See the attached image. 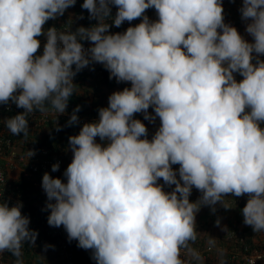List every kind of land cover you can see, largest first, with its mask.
I'll return each mask as SVG.
<instances>
[{
	"label": "clouds",
	"instance_id": "1",
	"mask_svg": "<svg viewBox=\"0 0 264 264\" xmlns=\"http://www.w3.org/2000/svg\"><path fill=\"white\" fill-rule=\"evenodd\" d=\"M76 3L0 0V105L23 109L6 119L11 134L27 136L29 115L49 106L62 130L58 117L85 68L100 64L110 80L130 84L68 137L64 179L43 174L48 225L63 226L95 264H204L193 247L196 216L202 207L231 208L226 196H246L243 223L264 232V0H241L238 9L251 41L225 22L223 0H83L95 24L46 27ZM80 110L65 126L79 124ZM138 113L159 120L151 138ZM22 207L0 201V254L15 264L38 237ZM216 243L209 235L208 249ZM216 250L225 264V250Z\"/></svg>",
	"mask_w": 264,
	"mask_h": 264
},
{
	"label": "trees",
	"instance_id": "2",
	"mask_svg": "<svg viewBox=\"0 0 264 264\" xmlns=\"http://www.w3.org/2000/svg\"><path fill=\"white\" fill-rule=\"evenodd\" d=\"M82 3L83 0H77L75 7L69 8L65 12V15L59 17L57 20H50L46 27L55 25L56 27L60 28V30H65L70 27L72 28V30H75V28L78 27L75 24V22L78 21V19H76V15L78 13H82L85 16V19L79 22L84 23L86 27L95 24L97 21L90 20L88 18L87 10L81 9ZM115 11L116 9L113 8V16L115 15ZM136 21L139 20L133 21L132 24ZM125 24L129 25L128 22H125L120 28H117L116 31H121ZM85 43L88 42L85 41ZM74 83L77 86L74 95L69 100L68 105H80L81 110L79 112L85 113V115H95L100 107L107 106L108 97L112 92L122 90L124 87L130 86V84L127 83L118 84L115 79L110 80L108 71H106L100 64L94 65V70H90V68L83 69L75 77ZM8 117L10 116L5 111L4 105H0V136L4 134L8 137H11L12 139L17 140L18 144H27L33 142L40 146H46L50 148L56 156L64 158L67 157L66 159L68 163L71 162L72 153L70 150H68V137L78 134L80 126H78L77 124L73 126H65L67 121H58V124L62 126V130L56 131V120L51 121L39 130L33 129L32 125L29 124V133L27 136H24L23 134L16 136L11 134L6 127V119ZM97 141L99 142V138H97ZM15 185H20L22 187L21 191L23 192V194L19 198L6 200L10 204H15L17 201L22 202L23 207L21 211L24 215H27L29 217L35 215L36 213H39L44 205V198L37 191H35L32 185H30L22 177L15 181ZM0 201L3 200L0 199ZM29 227L33 230H36L31 227V225H29ZM36 231L38 232V237L35 242L36 246L32 247L28 244H25L22 249V259L24 261V264H46L44 258L49 256L52 248L47 247L46 249L45 246L49 245L55 247L53 240H51L47 236V233L40 230ZM231 233L217 239L219 248L225 250V255L223 256L225 264H242L241 262H235L234 260H231L234 249L238 248L239 251L243 249V244H239V235H242L245 238V242L252 249L260 248V246L263 245L264 242H262V240L260 239L257 240L256 233L253 232L251 227L246 228L245 231H241V233H238V231L234 232V234L237 235L232 237ZM208 237L209 234L202 235L198 233V239L193 244V247H195L198 251H204L206 249ZM71 243L72 245L77 247V242L75 240H73ZM10 256L14 257L12 254H10ZM13 259L16 260V257H14ZM220 259L221 257L218 255L217 250H215L212 253H207L206 257L204 258V264H219Z\"/></svg>",
	"mask_w": 264,
	"mask_h": 264
},
{
	"label": "built area",
	"instance_id": "3",
	"mask_svg": "<svg viewBox=\"0 0 264 264\" xmlns=\"http://www.w3.org/2000/svg\"><path fill=\"white\" fill-rule=\"evenodd\" d=\"M81 13H78V16ZM146 14L151 18L155 19L156 14L154 9H149L146 11ZM84 16V15H83ZM85 19V16H84ZM82 19V20H84ZM79 20L78 21H82ZM140 21H136L133 25L139 23ZM129 25L125 24L121 31H116L117 28L111 29L112 32H122ZM41 40V45L43 46L44 37L39 38ZM85 47H88L89 44L85 43ZM41 46L40 52L42 53L43 47ZM76 107L75 104L68 105L66 114L60 115L58 117V121H68L73 109ZM5 111L9 114V116H13L22 111V109L17 108L14 104L10 106L4 105ZM79 117L78 126H82L85 122H91L98 118V112L95 115H85V113H77ZM29 124L32 125L33 129L39 130L46 126L51 121L56 120L55 113L49 109L47 113H35L33 115H29L28 117ZM29 149L35 150V155L30 159L27 158V152ZM17 161L22 165V174L19 179L24 178L30 185H32L33 189L37 191L45 200L44 205L41 209V214L36 213L35 215L30 217V225L36 230H40L42 232L47 233V236L53 240L54 246H51L56 252L59 264H88L89 262H93L91 259V251L80 249L72 245V241L69 242L67 239V233L65 232L63 226L57 228L49 226L47 223V217L49 215V211L46 210V202L47 197L42 188V176L45 172H48L53 177H59L64 179L63 173L68 166V161L64 157L56 156L53 151L46 147L40 146L35 143H27V144H18L17 140L12 139L4 134L0 136V199L13 200L15 198H19L23 192L22 187L20 185H15V182L9 178L8 175V167L13 162ZM59 162L60 168L57 172L51 171V166L54 163ZM17 181V180H16ZM237 234L231 233V237ZM240 243L243 244V249L239 251L238 248L234 249L231 260L235 262H241L242 264H264V242L260 248L252 249L246 242L245 238L242 235H239ZM50 240V241H51ZM215 248L209 250L208 245H206V249L204 251H200L201 254L206 257L207 253H212ZM11 253L5 252L0 254V264H7V261L15 262L14 257L10 256ZM27 261V260H25ZM13 264V263H12Z\"/></svg>",
	"mask_w": 264,
	"mask_h": 264
},
{
	"label": "crops",
	"instance_id": "4",
	"mask_svg": "<svg viewBox=\"0 0 264 264\" xmlns=\"http://www.w3.org/2000/svg\"><path fill=\"white\" fill-rule=\"evenodd\" d=\"M240 6H241V0H235L234 3L230 2V0H223L225 22L231 23L232 25L237 27V29L240 31V33L242 35H245V38L248 39L249 41H251V37L247 36L244 32L245 24H244V22L241 21L240 13L238 11ZM77 23H82V22L76 21L75 24H77ZM82 24H83V26L86 27V25H84V23H82ZM237 79L239 80V79H241V77H239L237 75ZM149 111L151 112L152 109L150 108ZM135 118L141 119L146 124V126L148 127V130H149V138H151V135L154 133V131L158 127L157 124L159 122H157L156 124H151L147 120H143V115L139 114V113L136 114ZM155 125H157V126H155ZM65 158H67V157H65ZM176 167H178V166H176ZM21 168H22V165L19 164L17 161H15L14 163L12 162L9 165L8 175L12 181L15 182L16 180L19 179L20 175L22 174ZM161 183H162V181H161ZM166 190H170V189L166 188ZM230 207L231 208H229V209H225L224 207L222 208V206L221 207L216 206L217 211L215 213H212L210 208H208V207H202L196 216L197 232L202 234V235L209 234L210 236L218 239V238L224 237L225 235L230 234L231 232H237L238 231V233H241V231H245L246 228H249L250 226H246L243 223V216L241 213V209L243 208V205L242 206L239 205L238 207L235 208L231 204ZM239 207H241V208L239 209ZM203 213H205V218L203 217V215H204ZM207 215H209V216H207ZM217 218H219L221 221V225L219 227L216 226V224H215V221L217 220ZM203 225L207 229L206 231L202 230ZM224 226H227L228 231L222 230V228ZM216 249H221V248H219L218 243H216L215 250ZM44 260H45L46 264H59L56 252L53 248L51 249L49 256L44 258ZM12 263L15 264L12 261H7V264H12ZM88 264H95V261L89 262Z\"/></svg>",
	"mask_w": 264,
	"mask_h": 264
},
{
	"label": "rangeland",
	"instance_id": "5",
	"mask_svg": "<svg viewBox=\"0 0 264 264\" xmlns=\"http://www.w3.org/2000/svg\"><path fill=\"white\" fill-rule=\"evenodd\" d=\"M77 26H80V25H83L82 23H77L76 24ZM157 122H159V120L157 119V121H156V123ZM157 125H159V123L157 124ZM157 125H155V126H157ZM176 167V166H175ZM200 196V193L197 191V190H195V189H193V191H192V195H191V197H190V200H192V201H195V200H197L198 199V197ZM224 199V201H225V203H227L229 206L232 204V206L233 207H238L239 205L240 206H242L243 205V207H244V205H245V203H246V200H247V197L246 196H243V197H231V196H226V197H224L223 198ZM217 206L218 207H221L219 204H217ZM223 208V207H222ZM241 207H239V209H240ZM204 215H203V217L205 218V213H203ZM207 214V213H206ZM207 216H209V215H207ZM211 216V215H210ZM203 231H206L207 229L205 228V226L203 225V229H202ZM256 238H257V240L258 239H260V240H262V242L264 241V232H262V233H256Z\"/></svg>",
	"mask_w": 264,
	"mask_h": 264
}]
</instances>
